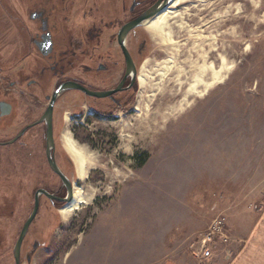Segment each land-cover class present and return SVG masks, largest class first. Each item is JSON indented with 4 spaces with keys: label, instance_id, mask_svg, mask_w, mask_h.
I'll return each instance as SVG.
<instances>
[{
    "label": "rangeland",
    "instance_id": "1",
    "mask_svg": "<svg viewBox=\"0 0 264 264\" xmlns=\"http://www.w3.org/2000/svg\"><path fill=\"white\" fill-rule=\"evenodd\" d=\"M183 7L176 50L136 29L147 37L137 75L148 60L151 76L142 91L136 79L127 112L76 130L95 158L84 182L95 192L65 224L62 205L42 210L48 264H159L170 250L189 252L218 214L241 238L264 218V0ZM170 58L175 65L161 76L155 64ZM62 151L64 173L81 185Z\"/></svg>",
    "mask_w": 264,
    "mask_h": 264
},
{
    "label": "flooded vegetation",
    "instance_id": "2",
    "mask_svg": "<svg viewBox=\"0 0 264 264\" xmlns=\"http://www.w3.org/2000/svg\"><path fill=\"white\" fill-rule=\"evenodd\" d=\"M155 1L0 0V264L49 263L41 213L64 204L67 186L49 164L44 114L51 105L50 155L64 173L66 128L80 144L77 129L127 112L147 37L142 24L120 32Z\"/></svg>",
    "mask_w": 264,
    "mask_h": 264
},
{
    "label": "bare ground",
    "instance_id": "3",
    "mask_svg": "<svg viewBox=\"0 0 264 264\" xmlns=\"http://www.w3.org/2000/svg\"><path fill=\"white\" fill-rule=\"evenodd\" d=\"M185 1L187 0H170L169 4L165 8L142 22L143 27L149 33L151 38L155 40L158 46L163 47L166 50H176V47L179 45L174 38V33L185 27V23L182 20V14L186 8H178ZM196 35L200 38L203 37L206 39V37H204L200 32H197ZM203 55L205 58L206 51L203 53ZM155 65L162 66L160 68L163 71L160 74L163 76L169 69H171L173 65H175V63L172 61V58H170L158 62ZM150 76L151 74L148 67V60H146L142 64L137 75V80L141 87V91L147 85ZM189 102L190 101L186 99L182 100L177 107L170 108L171 112H169V114L171 115L176 111L182 110L189 104ZM164 117L166 118L167 114ZM66 121H68V117H66ZM62 143L74 162L76 175L81 183V185H74L70 200L66 201L58 210L61 221L65 224L70 220L76 211L89 204L92 200L95 189L91 188L89 191H86L84 189V182L88 176L89 170L95 166V158L93 157L92 152L88 151L84 146L78 144L72 138L68 128L63 131ZM123 150L126 153H130V146L128 143L124 144Z\"/></svg>",
    "mask_w": 264,
    "mask_h": 264
},
{
    "label": "crops",
    "instance_id": "4",
    "mask_svg": "<svg viewBox=\"0 0 264 264\" xmlns=\"http://www.w3.org/2000/svg\"><path fill=\"white\" fill-rule=\"evenodd\" d=\"M228 226V223H227ZM229 228V226H228ZM229 231L231 232L230 228ZM233 232V231H232ZM236 234V233H235ZM233 236V235H232ZM233 236L228 244L220 245L213 255L202 261L204 264H264V218L259 219L245 238ZM243 241V243H241ZM183 253L184 256H181ZM168 251L159 264H196L198 261L189 252ZM184 259V260H183Z\"/></svg>",
    "mask_w": 264,
    "mask_h": 264
},
{
    "label": "built area",
    "instance_id": "5",
    "mask_svg": "<svg viewBox=\"0 0 264 264\" xmlns=\"http://www.w3.org/2000/svg\"><path fill=\"white\" fill-rule=\"evenodd\" d=\"M233 236L227 226L226 217L218 214L210 221L205 229L199 231L189 243V252L198 261H203L213 255L220 246L228 244Z\"/></svg>",
    "mask_w": 264,
    "mask_h": 264
},
{
    "label": "water",
    "instance_id": "6",
    "mask_svg": "<svg viewBox=\"0 0 264 264\" xmlns=\"http://www.w3.org/2000/svg\"><path fill=\"white\" fill-rule=\"evenodd\" d=\"M170 0H156L148 9H146L142 14H140L138 17H136L135 19L131 20L130 22H128L123 29L120 32V36H123L130 28L138 25V24H142V22L148 18H150L151 16H153L154 14H156L157 12H159L160 10H162L163 8H165L168 4H169ZM130 58V56H128ZM132 71V80H134L136 72L134 69V65L132 63V61H128V72ZM80 88L84 89L82 86H79ZM85 90V89H84ZM90 94L93 95H104V94H108V92H91V91H87ZM57 93V92H56ZM55 93V94H56ZM54 94V96H55ZM54 98V97H53ZM47 122H48V151H49V164L50 167L56 172L58 173V175H60L61 179L63 180V182L65 183V185L67 186V194L65 195L64 198H62V200L64 201V203L68 200H70L71 198V194H72V189L74 186H72L70 184V181L68 180V178L66 177V175H64L63 172H61L56 163L54 162V160H52L51 158V148L53 146V140H52V128H51V105L49 106L48 110L46 111V113L44 114ZM78 180V179H77ZM38 194V193H37ZM37 194H36V200H37ZM48 196H52L51 194H48ZM37 204V203H36ZM37 209V205L34 206L33 212L30 215V217L28 218L25 226H24V230L27 227V225L29 224V222L31 221L32 217L34 216L35 212ZM23 234V233H22Z\"/></svg>",
    "mask_w": 264,
    "mask_h": 264
}]
</instances>
